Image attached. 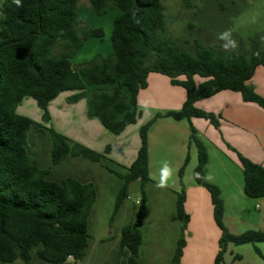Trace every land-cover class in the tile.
<instances>
[{
    "label": "trees",
    "instance_id": "1",
    "mask_svg": "<svg viewBox=\"0 0 264 264\" xmlns=\"http://www.w3.org/2000/svg\"><path fill=\"white\" fill-rule=\"evenodd\" d=\"M80 0H5L0 16V264L18 259L31 264L33 249L39 258L51 264L69 259L84 260L89 248V216L97 199L92 182L72 177L61 181L47 178L50 169H41L29 154V132L43 130L41 124L17 113L25 98L35 100L43 121L50 122L49 104L60 94L74 92L69 103H77L91 91L88 116L98 119L112 134L120 135L141 117L138 96L148 85L151 73L170 78L186 91L180 110L157 113L140 128V148L129 167L107 161L104 166L123 180L114 205L113 217L129 197L133 181L141 182L138 218L121 229L120 248L128 252L122 264H141L143 243L142 215L146 203L145 186L149 173L148 135L162 117L177 121L200 118L220 128V116L197 107V102L222 91L239 92L243 100L264 108V97L247 82L257 67L264 68V43L256 37L249 47L221 49L198 38H175L170 30L164 0H87L99 16L118 9L111 35L112 52L96 55L75 66L72 58L91 38L101 39L103 30L83 23L78 11ZM191 7V0H184ZM221 4V0H208ZM235 3V2H233ZM196 77L203 79L198 84ZM52 139V163L69 156H83L103 162L104 153L96 152L56 131L46 128ZM190 142L198 153L193 171L196 184L211 196L213 217L220 230L219 250L214 264H222L228 246L252 244L256 252L264 242V229H249L241 234L230 232L224 222L225 202L221 189L206 180L209 156L207 147L191 124ZM238 157L244 178V194L264 199V166L252 161L228 145ZM105 153H110L107 147ZM189 155L179 171L182 178ZM186 192L182 184L177 193V215L182 234L171 264H181L186 246L185 232L189 215L185 210ZM239 257V256H237Z\"/></svg>",
    "mask_w": 264,
    "mask_h": 264
},
{
    "label": "rangeland",
    "instance_id": "2",
    "mask_svg": "<svg viewBox=\"0 0 264 264\" xmlns=\"http://www.w3.org/2000/svg\"><path fill=\"white\" fill-rule=\"evenodd\" d=\"M4 1L0 0V16ZM164 4L167 9L169 30L175 38H187L188 40L198 38L207 45L225 49L223 45L226 41L220 40L219 36L222 32L229 31L232 39L236 42V47L240 45L243 50L248 49L251 37H256L264 43V0H221V4L208 0H191V7L187 6L184 0H164ZM78 11L85 25L101 28L104 34L101 39L91 38L85 42L84 47L72 58V63L75 66L90 61L96 55L105 57L112 52L113 21L120 13L118 9H115L99 16L87 0L79 1ZM28 100H30L28 102H33V106H30L28 102L24 103L19 107L18 114L31 118L44 128L43 130L33 128L29 132V154L37 166L41 169H50L47 176L50 180L58 182L65 177H72L84 183L92 182L97 190V199L89 216L87 257L81 261L69 259L63 264H122L126 261L128 252L120 248V230L121 227L138 218L141 197L140 180L130 184L129 197L124 200L119 212L113 217L115 201L123 180L109 172L104 164L110 160L107 163L118 169L116 168L118 163L104 151L106 159L103 162H94L83 156H69L61 163L54 165L51 156L52 139L50 133L45 129H63L59 125V111H56V114L52 113L53 116L49 112L50 122L52 119L53 122L46 123L39 114L40 109L35 101L32 98ZM212 128L218 132L220 141L227 149H230L228 145L233 147L226 140L227 137L231 141L240 140L239 134L235 131L225 134L220 128ZM192 145L194 152L195 146ZM206 147L210 159L208 175L212 181L216 179L215 181L223 186L224 196L228 203V217L235 224L240 225L239 227L264 229V202L261 199H252L245 195L239 197L238 195V190L244 186L241 169L232 165V179L223 178L222 171L218 169V158L221 156L213 145H206ZM172 169L169 166L167 173L159 178H154L156 180L148 182L145 186L150 198L160 199L159 196L162 195L165 202L157 200V212L153 213L150 209L147 212L143 211L140 216L141 223L144 225L141 226L143 232V243L139 253L141 264H171L177 241L182 234V222L176 216L173 205L176 197L173 192L175 190L179 193L182 184L185 188L187 181L182 178L181 184V180L173 173ZM151 204L153 207L154 201H151L150 206ZM160 208H162V213L159 212ZM186 236L187 232H185ZM230 246L224 254L222 264H264V257L256 252L252 244ZM257 247L264 256V242L259 243ZM31 255V264H51L39 258L36 249L32 250ZM236 255H239L241 259L234 261ZM8 264H23V261L18 259Z\"/></svg>",
    "mask_w": 264,
    "mask_h": 264
},
{
    "label": "crops",
    "instance_id": "3",
    "mask_svg": "<svg viewBox=\"0 0 264 264\" xmlns=\"http://www.w3.org/2000/svg\"><path fill=\"white\" fill-rule=\"evenodd\" d=\"M118 15L120 13L116 17ZM196 82L200 84L203 79L196 77ZM247 84L264 97V68L261 66L257 67L253 77ZM73 94L74 92L62 93L50 102L49 112L53 116L56 111H59V125L63 128L55 130H59L58 132L71 140L99 153H103L107 147H110L108 156L125 167L131 166L137 157L141 144L140 128L157 113L180 110L186 100V91L183 87L173 85L170 78L166 75L151 73L148 77L147 87L141 90L138 96V106L142 112L141 117L137 123L128 126L123 133L115 135L110 133L96 118H89L90 90H87L86 98L77 103H69L68 98ZM28 99L25 98L20 103L17 113L19 107L30 101ZM33 101L35 100L33 99ZM28 103L33 106V102ZM196 105L202 110L220 116V129L223 133L231 134L235 131L239 134V141H231L228 137L226 140L243 155L264 166V108L255 103L244 101L239 92L229 90L219 92L210 98L202 99ZM39 114L41 117L43 116L41 110ZM51 122H53V119ZM191 124L197 130V134L203 142H206V145H213L221 156L218 158V169L222 171L223 178L232 179L233 166L242 171L237 154L222 144L218 132L212 128L214 126L209 121L200 118H193L191 121H177L172 118L162 117L152 125L148 135L149 173L151 181H154L156 180L154 178H159L164 173H167L170 166L173 168V173L180 179L179 171L189 155V163L186 166L183 178L187 181L185 187V210L190 219L186 230V246L181 264H214L219 250L220 230L214 221L213 205L209 192L194 181L193 171L198 163V153L196 147L193 152V145L190 142ZM208 163L206 178L208 182L217 185L221 189L225 202L224 222L230 232L241 234L249 229H260V227L242 228L231 221L227 213L228 203L224 196L223 186L215 181L216 179L212 181L209 178L210 159ZM173 193L176 196L173 205L178 217L176 209L178 191L174 190ZM238 195L239 197L245 195L243 188L238 190ZM245 197L247 196L245 195ZM159 198H150L147 194V203L144 211L147 212L151 209L153 213L157 212V200L163 201L162 203L165 202L162 195ZM261 200L263 201V199ZM151 201H154L153 207V204L150 206ZM159 212L162 213V208L159 209ZM142 226L144 225L142 224ZM230 245L232 247L237 246ZM230 247L229 249H231ZM237 256L239 255L234 257V261L241 259L240 256Z\"/></svg>",
    "mask_w": 264,
    "mask_h": 264
},
{
    "label": "clouds",
    "instance_id": "4",
    "mask_svg": "<svg viewBox=\"0 0 264 264\" xmlns=\"http://www.w3.org/2000/svg\"><path fill=\"white\" fill-rule=\"evenodd\" d=\"M15 3L19 6L20 5V0H15ZM220 40L226 41V43L223 45L225 49L228 48H235L236 47V42L235 40L232 39L231 33L229 31H224L220 34L219 36Z\"/></svg>",
    "mask_w": 264,
    "mask_h": 264
},
{
    "label": "water",
    "instance_id": "5",
    "mask_svg": "<svg viewBox=\"0 0 264 264\" xmlns=\"http://www.w3.org/2000/svg\"><path fill=\"white\" fill-rule=\"evenodd\" d=\"M263 202H264V199H263Z\"/></svg>",
    "mask_w": 264,
    "mask_h": 264
}]
</instances>
